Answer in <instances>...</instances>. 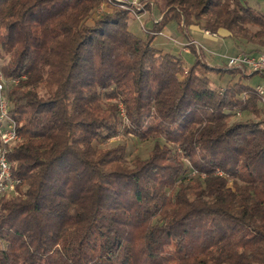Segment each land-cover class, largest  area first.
<instances>
[{
    "label": "trees",
    "instance_id": "obj_1",
    "mask_svg": "<svg viewBox=\"0 0 264 264\" xmlns=\"http://www.w3.org/2000/svg\"><path fill=\"white\" fill-rule=\"evenodd\" d=\"M106 0H0V70L20 139L0 200V264H264V117L239 66L153 44L171 20L264 45L248 0H156L143 36ZM250 27H256L251 31ZM184 32V33H185ZM239 74L214 87L208 72ZM121 105V107L119 106ZM123 111V115L122 112ZM262 111V112H261ZM132 135L149 155L126 158Z\"/></svg>",
    "mask_w": 264,
    "mask_h": 264
},
{
    "label": "rangeland",
    "instance_id": "obj_2",
    "mask_svg": "<svg viewBox=\"0 0 264 264\" xmlns=\"http://www.w3.org/2000/svg\"><path fill=\"white\" fill-rule=\"evenodd\" d=\"M155 2L156 0H106V2H103L94 11L93 17L99 16L104 11L111 10L112 7L125 9L129 12L128 28L136 35L143 36L147 32L146 29L152 28L153 24L160 18L161 13ZM248 2L251 5H256V6L260 5V7L264 10V0H248ZM192 27H198V26L191 25L188 27L186 32L184 31L185 32L184 33L179 28L177 22L171 20L153 38V44L156 47L162 48L164 51H169L175 54H179L184 60L185 70H187L188 66H190L195 60L194 54L190 51L191 45H194L196 47L200 46L205 54L207 62L211 65H223V66L227 65L226 61L228 57L233 56L237 53H245V54L264 53V45L259 43L257 38H254L250 41L240 36L238 37L222 36L223 32L210 33L208 31L209 33L205 34L204 31L206 30L193 29ZM250 30L253 32L256 30V27H250ZM5 62H6V58H0V67ZM242 68H244V72L246 74L253 72L246 67H242ZM208 75L211 78L212 85L214 87H220L219 85L223 86L230 79L234 81L240 78L239 74H228V73L223 74L222 72L217 74V72L214 70L209 71ZM242 81L252 86H255L258 83H261L262 79L258 74H254L249 78H243ZM0 82H2L3 84V89L1 91V94L7 101L8 114H9L10 99L7 95V91L12 86L16 85L18 83V80L14 78H6L0 70ZM258 103H259L258 105L264 109V102L259 100ZM119 106L121 107L120 104ZM121 113L123 115V111ZM263 117H264L263 114L255 115L249 112H238L235 116L231 118V120L246 119V118L262 119ZM13 122L16 129V122L14 119ZM17 136L18 138L10 141L8 144L5 145L0 139V149H6L5 155L9 163V169L11 167V163L7 157V154L11 149L12 144H14L20 139L18 133ZM119 143L124 144L125 146L127 160H131L134 157H140L144 159L149 155V152L151 151L154 145V140L149 139V140L141 141L140 139L132 135H128V136L119 135L117 137L110 138L107 142L100 145L110 147ZM10 175H11V169H10ZM19 183L20 181L15 185L14 191L4 192L0 196V200L2 198H8L14 195H18L19 193L17 190V186L19 185Z\"/></svg>",
    "mask_w": 264,
    "mask_h": 264
},
{
    "label": "built area",
    "instance_id": "obj_3",
    "mask_svg": "<svg viewBox=\"0 0 264 264\" xmlns=\"http://www.w3.org/2000/svg\"><path fill=\"white\" fill-rule=\"evenodd\" d=\"M208 34V31H204ZM228 66L246 67L250 71L258 74L262 82L254 86V91L264 102V53L245 54L237 53L228 57L226 61ZM3 84L0 82V139L3 144H8L10 141L18 138L13 119L8 114L7 101L2 96L1 91ZM6 149H0V196L7 191H14L15 185L19 179H14L10 175L9 163L6 158Z\"/></svg>",
    "mask_w": 264,
    "mask_h": 264
},
{
    "label": "crops",
    "instance_id": "obj_4",
    "mask_svg": "<svg viewBox=\"0 0 264 264\" xmlns=\"http://www.w3.org/2000/svg\"><path fill=\"white\" fill-rule=\"evenodd\" d=\"M193 29H200L199 27H192ZM201 30V29H200ZM186 51V50H185Z\"/></svg>",
    "mask_w": 264,
    "mask_h": 264
}]
</instances>
